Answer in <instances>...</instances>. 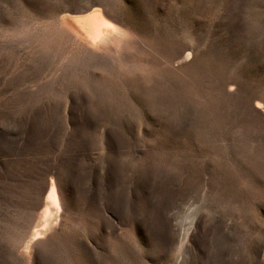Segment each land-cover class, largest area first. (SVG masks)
<instances>
[{
  "label": "rangeland",
  "instance_id": "1",
  "mask_svg": "<svg viewBox=\"0 0 264 264\" xmlns=\"http://www.w3.org/2000/svg\"><path fill=\"white\" fill-rule=\"evenodd\" d=\"M0 264H264V0H0Z\"/></svg>",
  "mask_w": 264,
  "mask_h": 264
},
{
  "label": "bare ground",
  "instance_id": "2",
  "mask_svg": "<svg viewBox=\"0 0 264 264\" xmlns=\"http://www.w3.org/2000/svg\"><path fill=\"white\" fill-rule=\"evenodd\" d=\"M100 6L101 3L99 1L92 3L88 7L86 6V8L83 11H87L88 9H91L92 11L90 13H86V15L82 17H77L78 19L74 22L80 28L84 38L96 44L97 47H99V49L109 50L115 46L120 47L121 42L119 41V33L117 32V29H115L114 26L110 24V21L108 22L106 18H104L101 15L99 10ZM43 212H44L45 223L51 224L52 223L51 220H54L55 222L57 221L58 219L57 217L60 211H59V204L56 199V192L53 185H50L48 188ZM10 258L14 261L16 260V257H14L12 254Z\"/></svg>",
  "mask_w": 264,
  "mask_h": 264
}]
</instances>
